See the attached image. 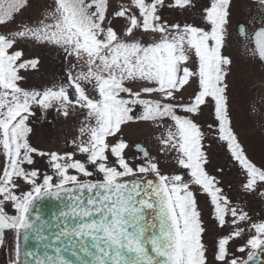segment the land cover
Listing matches in <instances>:
<instances>
[{
	"label": "snow or ice",
	"instance_id": "6c2138e0",
	"mask_svg": "<svg viewBox=\"0 0 264 264\" xmlns=\"http://www.w3.org/2000/svg\"><path fill=\"white\" fill-rule=\"evenodd\" d=\"M192 4L170 0L167 6ZM54 5L35 25L0 34V243L5 230H14L25 245L34 244L21 261L17 243L12 264H209L197 192L209 198L220 228L231 225L215 244L216 264L253 262L264 253V218L253 221L230 199L207 170L205 149L207 139L224 142L242 170V190L264 200V165L246 155L228 111L225 78L231 59L222 49L231 0H210L203 27L169 24L160 14L165 0H129L118 10H110L109 0H54ZM28 6L29 0H0V25ZM117 19L124 22L119 31ZM138 31L156 37L146 42L137 39ZM239 33L247 36L245 26ZM20 40L58 47L66 60L73 58L66 81L43 90L24 88L21 72L37 69L40 60L24 58L16 48ZM250 40L264 61V27ZM190 63L198 65L195 70ZM136 83L139 90L129 86ZM89 84L98 99L88 94ZM210 105L214 123L205 131L198 118ZM74 107L87 110L88 122L72 141L86 159L32 145L34 109H55L66 117ZM138 122L165 129L158 137L160 154L175 153L180 171L163 173L142 144L132 146L137 155L130 162L129 143L117 137L122 126ZM35 156L47 157L51 169L42 181L40 170L31 167ZM46 198L58 202L48 215L38 204ZM9 203L15 214L6 211ZM246 232L251 235L233 250Z\"/></svg>",
	"mask_w": 264,
	"mask_h": 264
},
{
	"label": "rangeland",
	"instance_id": "374dc122",
	"mask_svg": "<svg viewBox=\"0 0 264 264\" xmlns=\"http://www.w3.org/2000/svg\"><path fill=\"white\" fill-rule=\"evenodd\" d=\"M238 1L240 11L244 10L246 5L244 0L243 2L241 0H231V6L234 4L233 8H235ZM194 2L196 3L194 4ZM194 2V6L185 9L168 7L165 16H169L164 18V20L167 22L176 20L173 21V24L205 26V21L202 20L203 8H205L207 3L209 6L210 3L208 0H194ZM128 3L129 0H109L110 10H118L121 5H128ZM54 7V0H29V6L17 14L13 22L0 25V34H7L18 30L19 27L25 24L30 26L35 25L38 20L42 19L49 11H52ZM230 20H232V16H230ZM123 23L122 19L114 21L117 31L120 30ZM228 28L229 30L226 28V31H229V33L228 35L225 34V44L222 53L231 59V64L227 66V76L225 78L231 127L246 155L257 166H261L264 165V65L260 63L256 56L250 40H243L234 30L232 31L233 28L229 25ZM136 37L137 39L151 42L156 37V34H145L142 31H138L136 32ZM16 48L23 51L24 58H39L40 60L37 69L21 72V75L25 77L21 82L24 88L43 90L66 81V71L69 68L70 62L74 61L71 57L66 60L64 52L58 47L32 40H20ZM190 66L195 70L198 65L196 63H190ZM129 86L133 87L134 90H139L141 85L136 83L134 85L130 84ZM193 87H196L195 83ZM86 88L90 96L99 98V94L92 84L86 85ZM191 91L192 89L189 88L185 95L187 96ZM38 110V108L34 109L35 115L30 118V126H33L32 120L35 121L37 118H40V110ZM48 111L55 113V115L53 114L55 120H53V123H50L46 135L41 132L38 133L35 139V145L43 151H57L59 153L72 151L76 153L77 159H86L84 155L76 152L72 141L79 136V129L88 122L87 110L74 107L73 111L69 109V114L66 117L55 109L54 111L52 109ZM198 119L204 130L207 131V124L214 123V105L205 107L202 115ZM164 132L165 129L163 127H157L148 122L129 123L126 126H122V131L118 134L117 138H123L129 143L130 147L126 155L130 162L131 158L137 155L136 151L132 148V144L134 142H140L148 149L152 156L157 157L163 173L180 171L175 163V153L166 151L160 154V148L162 146L158 137ZM205 146L208 150L207 155L209 161L207 169L211 170V167L212 171L214 169L219 170V167L223 169L221 172V185L223 189L227 190L230 199L236 204L247 206L252 217L260 218V216H264V200L258 199L257 195L245 193L242 190V183L244 182L242 170L237 162L231 158L226 144L217 139H207ZM2 167L3 156L0 155V171H2ZM45 172L51 174L50 167ZM96 178H100V176L93 177V179ZM19 183L24 186L27 185L22 181H19ZM197 201L205 228L203 236L207 235V238L208 236L212 238L218 236V233L223 234L224 231L220 232V230L216 229L214 224L217 221L210 215L213 212L209 198L197 192ZM6 211L9 214H13L14 210L11 204H6ZM209 221L212 223H209ZM229 230H226L225 233H228ZM248 237L249 233H246L243 239H237L232 244L233 250L235 247L243 244ZM207 238L205 244L208 248L209 264H216L213 260V250L208 246L210 243L207 245ZM14 260L15 232L14 230H9L5 233L3 246L0 251V264H12Z\"/></svg>",
	"mask_w": 264,
	"mask_h": 264
},
{
	"label": "flooded vegetation",
	"instance_id": "af4514ba",
	"mask_svg": "<svg viewBox=\"0 0 264 264\" xmlns=\"http://www.w3.org/2000/svg\"><path fill=\"white\" fill-rule=\"evenodd\" d=\"M243 2V0H241ZM245 2V9L241 10L239 9V1L235 8H233V5H230V16H232V20H230L229 16V23L228 25L233 28L240 38L243 40H250V37L254 30L258 29L259 27H264V5H261L260 0H244ZM227 25V30H229ZM243 25L245 26V31L247 33V36H242L239 33V27ZM227 32V31H226ZM229 33V31H228ZM251 42V40H250ZM252 47L254 49V44L251 42ZM256 56L258 57L257 53ZM259 59V58H258ZM39 109V108H38ZM40 110V109H39ZM38 110V111H39ZM42 111V110H41ZM42 119L33 121V126H30L32 128V132L30 133V142L33 146L37 147L35 145V139L39 132L46 135L48 133V121H47V112H42ZM33 117V116H32ZM30 117V118H32ZM38 148V147H37ZM36 157V156H35ZM38 158V156H37ZM37 162V160H36ZM33 166V165H32ZM31 166V167H32ZM43 176V175H42ZM42 181V178H41ZM22 190H27V188H30L29 185H20ZM13 214H15L13 212ZM5 233H7L5 231ZM4 233V236H5Z\"/></svg>",
	"mask_w": 264,
	"mask_h": 264
},
{
	"label": "trees",
	"instance_id": "16d2710c",
	"mask_svg": "<svg viewBox=\"0 0 264 264\" xmlns=\"http://www.w3.org/2000/svg\"><path fill=\"white\" fill-rule=\"evenodd\" d=\"M170 2V0H165V6L163 7V8H161L160 9V14H161V16H162V18L164 19V18H167L168 16H165L166 15V13H167V10H168V6H167V4ZM193 2H194V0H193ZM196 2H194V4H195ZM194 4H192V6H194ZM165 16V17H164ZM173 21H176V20H173ZM168 22L169 24H173L174 22ZM93 93H94V91L93 90H91ZM71 109H73V108H70V110ZM53 111H54V109H52ZM40 113V116L42 117V112L40 111L39 112ZM51 113V114H50ZM55 115V113H52V111L51 112H49V111H47V121H48V126H50V123L52 122L53 123V120H55V117H54V115ZM205 149H206V151H208L207 150V148H206V146H205ZM36 160H37V162H36ZM32 168H36V169H39L40 170V172H41V178H42V175L45 173V170L46 169H48L49 168V165H48V162H47V157H39L38 156V158H37V156L35 157V163L33 164V166H32ZM219 169H220V167H219ZM208 171H209V173L210 174H212V175H216L219 179H220V181H222V179H221V172L220 171H218V170H213L212 171V167H211V170H209V169H207ZM96 179H99V178H96ZM224 191H225V193L228 195V193H227V190L226 189H224ZM250 194V193H249ZM253 195H256V194H253ZM258 196V195H257ZM257 196H256V198H257ZM258 199H261L259 196H258ZM10 204V203H9ZM8 204V205H9ZM241 207H243L246 211H248L249 212V215L251 216V214H250V211L248 210V207L247 206H244V205H240ZM6 207V206H5ZM210 215H212L213 216V213L212 214H210ZM259 216V215H258ZM252 217V216H251ZM261 218H264V216H260V218H258V217H252V220L253 221H259ZM209 223H212L211 221H209ZM210 225V224H209ZM213 225V224H212ZM215 227H216V229H218V230H220V232L221 231H224V233L223 234H220V233H218V236H214V237H212V238H210V236H208V238H207V235H205V236H203L202 237V239H203V242L204 243H206L205 241H206V238L208 239L207 240V245L210 243V245H208L209 247H210V249L211 250H214V247H215V244H216V242H217V240H218V238L220 237V236H222V235H224V234H227V233H225V231L226 230H229V228H231V225L229 224V225H226L224 228H220L219 226H218V223L217 222H215ZM205 233V232H204ZM246 233H248V232H246ZM251 235V233H249V236ZM206 237V238H205ZM237 254H240V253H237ZM240 255H243L244 257H246V255H247V253H244V254H240ZM215 262V261H214ZM216 263V262H215Z\"/></svg>",
	"mask_w": 264,
	"mask_h": 264
},
{
	"label": "water",
	"instance_id": "95a60500",
	"mask_svg": "<svg viewBox=\"0 0 264 264\" xmlns=\"http://www.w3.org/2000/svg\"><path fill=\"white\" fill-rule=\"evenodd\" d=\"M262 62L264 63V61ZM135 144H141V143H134L133 145ZM148 175L150 178L155 179V177L152 174H148ZM125 179H134V177H129ZM57 203L58 202L55 199H50V198H46L45 200L38 202L39 206L41 207L45 215H48L51 211L55 210ZM17 243H19V246L22 250L20 260L23 261L25 259V257L23 256V251L26 248H32L34 244L33 242L30 241L27 245H25V242L23 241L22 237H20L18 240L16 236V246H17ZM1 245L2 243H0V247ZM250 264H264V253H260L256 255L255 260L253 262H250Z\"/></svg>",
	"mask_w": 264,
	"mask_h": 264
}]
</instances>
